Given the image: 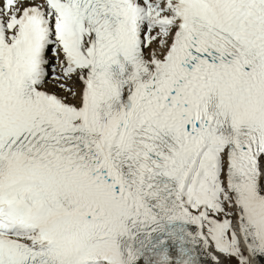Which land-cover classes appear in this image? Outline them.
Returning <instances> with one entry per match:
<instances>
[{
	"label": "snow or ice",
	"instance_id": "6c2138e0",
	"mask_svg": "<svg viewBox=\"0 0 264 264\" xmlns=\"http://www.w3.org/2000/svg\"><path fill=\"white\" fill-rule=\"evenodd\" d=\"M0 264H264V0H0Z\"/></svg>",
	"mask_w": 264,
	"mask_h": 264
}]
</instances>
